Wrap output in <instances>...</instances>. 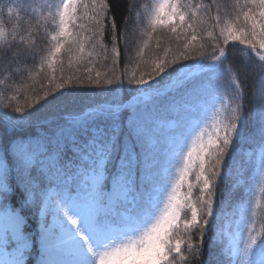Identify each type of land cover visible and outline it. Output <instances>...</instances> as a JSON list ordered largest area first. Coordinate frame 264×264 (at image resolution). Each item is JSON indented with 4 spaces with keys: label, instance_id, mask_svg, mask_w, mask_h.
I'll use <instances>...</instances> for the list:
<instances>
[{
    "label": "snow or ice",
    "instance_id": "6c2138e0",
    "mask_svg": "<svg viewBox=\"0 0 264 264\" xmlns=\"http://www.w3.org/2000/svg\"><path fill=\"white\" fill-rule=\"evenodd\" d=\"M215 3L159 0L147 24L117 0L44 4V22L27 0L0 7L18 21L0 22V264H264V0L209 16L198 48L141 59L143 33H195ZM61 55L84 72L10 102Z\"/></svg>",
    "mask_w": 264,
    "mask_h": 264
},
{
    "label": "trees",
    "instance_id": "16d2710c",
    "mask_svg": "<svg viewBox=\"0 0 264 264\" xmlns=\"http://www.w3.org/2000/svg\"><path fill=\"white\" fill-rule=\"evenodd\" d=\"M8 0H0V7L6 4ZM33 7L37 9V11L33 14L37 20H41L42 22L45 21L46 13L48 9L41 10L40 6L44 4H53L57 5L60 3V0H27ZM133 3L136 7L134 11L138 12L143 18L145 23H149L151 18V12L158 4L159 0H117V13L118 16H123L127 11L128 3ZM182 3L189 2L192 4H210L211 0H181ZM13 3L16 5H22L25 3V0H13ZM240 3H243V0H240ZM236 7V0H216L215 5L212 7L211 11L207 14L203 10L198 12L196 17L197 20V30L193 33L189 30L187 36L183 33L180 34L179 39L177 38L176 34L171 33L169 29H161L157 28L156 31L152 34V36H148L147 33H143V40L146 43H142L141 47L144 48V54L142 56V61H149L151 62L157 57H164L165 51L169 58L175 54L183 43H188L191 39V35H196L197 40L191 42V47L198 48L201 43H206L207 41H211V37L208 36V31L211 30V22L209 21V16H215L219 12L222 18H227L229 14H234V8ZM23 15V13H22ZM111 15V13H109ZM0 22H2L3 26L8 30L11 31L12 28L18 23L15 9L13 11L12 16H8L6 10L3 13H0ZM202 29H206L203 30ZM42 31H44L42 29ZM52 31H54V26L50 23H46V35L50 36ZM147 31H151L149 28ZM10 37H5L4 39H0V46H2ZM41 47L47 49L51 41L48 40L47 43L43 42V39L38 41ZM159 44V47L157 46ZM211 51V49H208ZM195 55V53H192ZM60 61H63L61 64ZM91 66V65H89ZM55 72L48 68L46 63L37 62L36 66L26 75L22 76L19 81L17 82L18 91H9L7 95L9 97H14L10 102L13 105L24 106L26 102L30 101L34 98L35 95L43 94V91L49 89L50 87H54V84L57 82H61V78H67L73 74H80L83 73L85 70V66L83 64L76 65L75 63L73 66L68 65V58L66 56H58L57 63L54 66ZM140 70L147 71L146 68L141 67ZM135 64H132L128 67L129 73L133 71H139ZM95 71H101L102 73L106 71L104 67L100 64H96L93 68V74ZM117 71L119 72L120 69L118 68ZM55 75L56 80L53 84H49L48 80L51 78L52 75ZM0 91H3L0 88ZM9 101L5 100L3 97H0V104L7 103ZM257 194H259V186L256 187ZM253 208L255 215L253 217V226L257 231H261L264 229V196H260L259 204H256L255 198H253Z\"/></svg>",
    "mask_w": 264,
    "mask_h": 264
}]
</instances>
